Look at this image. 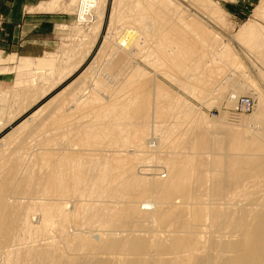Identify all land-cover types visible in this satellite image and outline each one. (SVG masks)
I'll return each mask as SVG.
<instances>
[{"label":"bare ground","instance_id":"1","mask_svg":"<svg viewBox=\"0 0 264 264\" xmlns=\"http://www.w3.org/2000/svg\"><path fill=\"white\" fill-rule=\"evenodd\" d=\"M114 2L96 55L105 77L44 105L24 130L41 144L0 146V264H264V103L239 96L251 82L236 89L233 44L264 72V0L228 41L207 23L225 18L218 1L191 0L203 16L176 0ZM106 7L78 0L79 19L94 20L79 25L90 26L85 44L64 50L83 55L77 65ZM159 75L203 103L235 86L229 100L257 110L206 117ZM39 92L27 84L11 97L29 108ZM159 164L166 173L149 176Z\"/></svg>","mask_w":264,"mask_h":264},{"label":"rangeland","instance_id":"2","mask_svg":"<svg viewBox=\"0 0 264 264\" xmlns=\"http://www.w3.org/2000/svg\"><path fill=\"white\" fill-rule=\"evenodd\" d=\"M50 1L53 2L52 8L56 9L55 11H53V15H57L56 17H54L57 19V21L55 23L49 22L46 29H42L40 34L35 33L36 38L31 41V45L28 47H22L20 45L22 42V33L20 34L13 28H3V25H6L8 20L18 21V18L10 17L9 15L0 12V35L1 31L4 29L5 39L8 36L13 39L18 38V41L20 43L15 44L10 40V48L5 50V52H2L0 50V67L2 66L0 68V74H4L0 75V146L5 145V142L9 143V145L11 143H18L19 140H22V138H25V141H27L30 145H33L36 141L40 143V141L36 139L44 135H41L40 133L27 134L24 130L27 124H29L30 122H34V120H36L37 118H42L44 105H49L53 102V104H56L63 100V98L61 99L59 95L63 90L67 92L69 91L70 96L72 94L75 95L77 93H80L81 91L87 89L90 86V83L94 82L96 76H101V74L103 73L102 76L105 77L107 73L106 71H104V59L102 58L96 60V55L98 54L102 46H104L105 37L110 32V17L113 10V4L115 3L114 0H107L104 26L95 46L92 49V52L80 65H77V62L80 61L81 57L83 56L82 54L70 51L64 52L66 48H69L71 50L74 43H84V41L87 40V32L90 30V26L87 28H80L81 26H79L80 24L83 25L81 21H83L84 19H79L78 14L80 13L76 11L78 0H36V3L38 5L37 8H31L30 10L32 12H35L34 10L40 11V5L47 4ZM176 1L179 6H181V8L187 9L190 12H198V14L202 16L204 15V11L201 12L202 10L195 8L190 2L191 0ZM215 1H218L219 4L222 5V8L225 12V18L222 19L217 16L216 18L214 17L211 20L209 19L210 21L208 20L207 23L213 31L221 35H219V37L221 38H219L220 40L223 41L222 38H224V41H228L240 29L241 25L248 23L249 20L254 18L255 9L259 5L261 0ZM0 2L2 1L0 0ZM177 5H175L174 7H176ZM85 8H87V6ZM93 20L94 15H90V17L87 20H84V22L91 23ZM262 21H264V19H262ZM116 24L117 23H115V27ZM112 32H115V30H113ZM25 38L27 39L28 37ZM233 44L236 45H234V48L236 47V49L238 50L239 61L244 63V67L235 69L236 72L230 69L228 70L231 71H229L230 73L235 72V81L237 82L236 89H241L244 85V82H251V85L247 86L245 90L243 89L244 91L242 90L239 96H254V101L258 106L262 102L264 103V72L256 69V63L249 59V53L247 54L243 49L241 50L240 45L236 44L235 42H233ZM221 45L223 46V43L219 44V46ZM9 55L13 56H11L9 59ZM24 57L31 58V61L29 62H32V64L24 62ZM39 57H44L43 59L48 58L49 61L44 65H37V62L36 64L34 62L37 61L36 59H38ZM35 68L39 69L37 70ZM229 72L227 71L226 74H228ZM84 74H86V77L82 79ZM159 77L165 80V83L172 89L177 92L179 91L180 94H183L185 95V97L187 96V98H190V100L195 105L199 106L198 109L202 110L206 117L216 119L219 118V116L221 115V109L224 111H234L241 115L253 114L257 110L255 109V112H243L241 106H239L238 108L236 106V103L234 105V102L229 100L231 96L230 93L235 89V86L226 87L225 93L222 95L223 100L221 99V101L218 102H215L213 100L212 102L203 103L197 98H193L192 96H190V94H186L188 92H184L185 89L179 86V84L177 85V82L175 83L173 80H171L172 82L169 81L168 76L159 75ZM27 84L32 86L34 85L36 89L40 90V98H37V100L34 102V105L30 106L29 108H24L23 106H21L23 105L22 102H14L11 94L15 90H20L21 88L26 87ZM239 84L243 85L238 86ZM42 91H44L45 94L47 92L49 93L47 95H42ZM221 94L222 93L219 92L210 95L218 96ZM247 109H249L248 106ZM21 110L24 111L20 112ZM46 111L48 110H44V113ZM1 157L4 160H9L10 157L12 158V160L15 158V156L12 154L6 156L5 152ZM2 168L4 169L5 165H3ZM149 168H151L147 170L149 176L151 175V171L155 170V172H162L165 170L164 166L161 164L157 166L152 165V167ZM164 173L166 172L164 171Z\"/></svg>","mask_w":264,"mask_h":264},{"label":"crops","instance_id":"3","mask_svg":"<svg viewBox=\"0 0 264 264\" xmlns=\"http://www.w3.org/2000/svg\"><path fill=\"white\" fill-rule=\"evenodd\" d=\"M1 1L2 2H0L1 3L0 12L7 14L10 17L18 18V21L8 20L7 24L3 25V28L4 29L5 27H7L8 29L13 28L15 29V31H18L20 34L22 33L23 35L22 42L20 44L18 38L13 39L8 36L5 39V30L3 29L0 35V50L2 52H5V50L10 48V40L15 44L19 43L22 47L30 46L31 41H33L36 38L35 33L40 34L42 29H46L49 22L55 23L57 21V19L54 18L57 15H53V11H55L56 9L51 7L52 6L51 4H53V2L51 1L47 4H41L39 7L40 11L34 10L35 12H32L30 9L37 8L38 5L36 3V0H1ZM25 37L28 38L26 39ZM11 56L13 55L8 56L9 59ZM24 58H25L24 62L31 61L30 60L31 58L29 57H24ZM43 58L44 57H39L36 60H42ZM45 60H48V58H45ZM0 75H4V74H0Z\"/></svg>","mask_w":264,"mask_h":264}]
</instances>
